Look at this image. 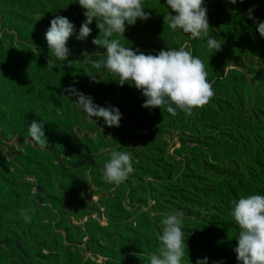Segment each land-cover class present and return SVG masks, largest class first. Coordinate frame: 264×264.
I'll return each mask as SVG.
<instances>
[{"label": "rangeland", "instance_id": "374dc122", "mask_svg": "<svg viewBox=\"0 0 264 264\" xmlns=\"http://www.w3.org/2000/svg\"><path fill=\"white\" fill-rule=\"evenodd\" d=\"M204 3L218 52L206 38L172 30L166 0H144L150 18L113 37L153 55L187 45L204 62L214 97L190 116H173L142 107L134 86L92 68L88 61L105 58L104 49L92 43L95 20L76 39L85 20L77 0H0V264H150L159 222L173 211L184 213L182 264H239L231 201L264 195V38L245 15L255 5L264 21V0ZM57 15L76 29L70 65L45 40ZM69 86L118 108L120 126L89 121ZM33 120L45 122L46 149L29 136ZM111 150L133 155L134 172L119 185L103 179ZM22 209L34 210L30 223Z\"/></svg>", "mask_w": 264, "mask_h": 264}, {"label": "clouds", "instance_id": "9594fccd", "mask_svg": "<svg viewBox=\"0 0 264 264\" xmlns=\"http://www.w3.org/2000/svg\"><path fill=\"white\" fill-rule=\"evenodd\" d=\"M235 5L237 0H228ZM241 3L244 0H240ZM84 9V22L80 25L76 39L83 41L92 32L89 27L95 20L99 35L92 43L104 49L105 58L91 60L92 68H106L115 75L119 86L126 83L134 86L143 95L144 108H166L173 116L177 111L192 115L193 109L206 106L214 97L212 84L204 62L193 55L187 45L178 49H162L156 54H144L138 49L126 47L114 36H123L126 26L135 25L137 20H147L150 13L145 11L144 0H77ZM171 10L166 20L172 30H182L192 38H206L209 49L218 52L222 44L209 35V22L204 0H166ZM255 5L245 15L253 20L256 31L264 38V21L254 16ZM38 18L37 20H39ZM76 32L74 24L64 16H55L45 32L48 49L61 62L70 65L68 39ZM124 37V36H123ZM99 53V52H96ZM86 75L93 82H99L91 72ZM129 81L131 83H129ZM69 97H75V107L86 113L89 121L103 118L108 127H119L122 114L112 106H99L90 95L72 86L64 89ZM57 114H61L57 109ZM96 122V121H95ZM44 121L33 120L28 127L29 136L35 145L46 149L47 139ZM131 152L111 150L103 167V179L119 185L134 172ZM36 190L33 195H36ZM231 216L239 226L237 246L233 249L239 264H264V195H241L232 200ZM34 210H21L25 223H30ZM182 211L168 213L159 222L161 233L158 249L149 254L150 264H182L187 244L183 231ZM195 264H207V257L197 259ZM216 264V262H214ZM219 264H223L220 261Z\"/></svg>", "mask_w": 264, "mask_h": 264}]
</instances>
